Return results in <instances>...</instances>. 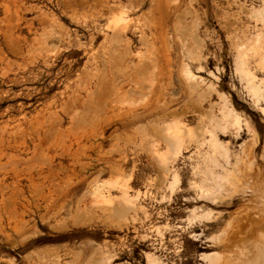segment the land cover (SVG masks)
<instances>
[{
  "label": "rangeland",
  "instance_id": "374dc122",
  "mask_svg": "<svg viewBox=\"0 0 264 264\" xmlns=\"http://www.w3.org/2000/svg\"><path fill=\"white\" fill-rule=\"evenodd\" d=\"M239 55L264 81V0H0V264H210L242 200L207 203L193 181L209 167L222 183L253 139L264 164V99ZM141 65L154 81L135 92ZM210 81L241 125L217 131L227 157L195 143ZM145 102L178 116L128 123Z\"/></svg>",
  "mask_w": 264,
  "mask_h": 264
},
{
  "label": "bare ground",
  "instance_id": "6f19581e",
  "mask_svg": "<svg viewBox=\"0 0 264 264\" xmlns=\"http://www.w3.org/2000/svg\"><path fill=\"white\" fill-rule=\"evenodd\" d=\"M127 19L128 16L123 13H118L113 18V22L119 25L116 33L114 32L115 37L119 38L117 34L120 29L126 27ZM261 61L264 66V56L261 58ZM236 70L239 72L241 79L244 80L252 101L254 103H259L264 99V81L256 79L255 75L246 66L245 60L241 55L237 58ZM134 72L137 73H132V76H139L137 77L139 78L138 80L136 78L131 80L132 76L130 79L131 82L133 81V91L135 92L142 91L145 85H149L154 81L151 73L143 65L139 66ZM184 73L188 86L195 90L199 82L196 74L191 69H186ZM103 85L104 86L101 87L103 88V91L100 94L106 93V91L110 89L107 88L109 87L108 80H104ZM112 87L114 88L115 86ZM207 89V94L199 93L198 95L203 97V101H205L208 106V110L204 111L202 109V104H200L201 111H199L197 116L199 123L198 128L199 130L201 129L200 132H202L199 133V135L203 134L205 136L199 138L198 135L199 139L196 137L195 143L197 145L208 144L214 150L219 151L221 155L227 157V148L224 146L223 142L219 140L217 131L218 129L226 131L229 127L232 128L233 125H235L237 131H240L241 125L239 117L232 113V109L229 108L225 99L221 102L213 101L216 93H218V89L212 81L207 84ZM193 90H191V92ZM108 96L109 95L106 97L108 98ZM103 97H105V95ZM103 103L105 102L103 101ZM149 104L150 102H145L141 106L143 109L141 112H137L133 109L128 123L137 124L142 120H145L148 114L160 116L164 121L168 117H171L172 119L178 116L177 111L169 110L167 103L163 105L162 108H157L154 105L149 106ZM261 108L264 111V108ZM104 109V107L103 109L101 108V110ZM217 110L221 113L222 118L225 119V124L221 122L220 117L216 113ZM229 120L233 121V124L231 123L230 126H228L227 123ZM179 124L180 123L177 122L173 123V125L178 128H176L177 130L181 127ZM156 126H158V124H156ZM255 140H249L244 144L243 151L235 163L236 169H225L224 175H218L222 183L216 182L215 171L209 167L200 169L201 173L205 174V179H202L199 183L193 181V186L198 187L200 193L199 197L201 198L200 200H206L207 203L215 201L219 196H227L232 199L239 197L242 200V206L229 212L227 221L221 227V233L213 235L214 239L222 242L224 248L214 254L204 256L209 260L210 264H264V164L257 161L255 151V146L257 145H255ZM175 150L176 148H173V152ZM262 158L264 159V149L262 152ZM211 160L215 164L218 163L215 157H211ZM177 180L178 177L175 172L172 176V180L167 181V187L173 190ZM221 192L225 193L221 194ZM123 196L125 200V194ZM126 197L128 201L127 204L130 203V206L128 205V207H133L132 204L134 199L131 195H128V193ZM233 202L235 203V200ZM200 216L210 219L213 216V211L210 209L209 211L202 213ZM149 262L150 264H159V262L153 258H150Z\"/></svg>",
  "mask_w": 264,
  "mask_h": 264
}]
</instances>
